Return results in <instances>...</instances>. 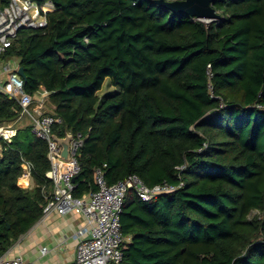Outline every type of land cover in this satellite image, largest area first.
Here are the masks:
<instances>
[{
  "label": "trees",
  "instance_id": "1",
  "mask_svg": "<svg viewBox=\"0 0 264 264\" xmlns=\"http://www.w3.org/2000/svg\"><path fill=\"white\" fill-rule=\"evenodd\" d=\"M52 1L0 63L17 57L25 91H49L55 135L82 134L74 195L99 189L104 163L109 184L184 182L149 202L128 192L120 264H264V0H214L210 22L157 0ZM20 110L0 89V124ZM24 158L32 188L18 183ZM50 167L30 123L1 142L0 254L43 217Z\"/></svg>",
  "mask_w": 264,
  "mask_h": 264
},
{
  "label": "built area",
  "instance_id": "2",
  "mask_svg": "<svg viewBox=\"0 0 264 264\" xmlns=\"http://www.w3.org/2000/svg\"><path fill=\"white\" fill-rule=\"evenodd\" d=\"M54 9L52 0L44 4L37 0H10L4 7H0V55L12 46L20 30L46 26V14ZM19 67L20 64L10 61L0 63V89L18 102L21 108L19 118L27 117L32 132L48 144L51 167L46 176L52 181L53 190L50 193L46 192V188L44 190L47 203L43 209V217L56 211L62 215L77 213L85 219L84 226L78 231L75 259L69 264H120L129 239L122 231L121 222L128 192L134 190L142 200L149 202L165 193L175 192L184 182L176 185L164 180L150 186L137 173H132L125 179L109 184L104 170L107 163H104L96 169L99 189L89 195L75 196V179L82 170L77 153L84 138L81 133L74 135L71 141V158L67 160L61 157L62 147L54 137L53 127L56 123H61L62 118L36 108L35 97L24 89V79L18 72ZM17 132L18 128L11 122L0 124V144L2 141L10 143ZM23 167V176H33V162L24 158ZM185 167L186 165H182L178 168ZM12 246L0 254V264H36L21 255L13 257ZM41 251L46 254L49 249L43 246Z\"/></svg>",
  "mask_w": 264,
  "mask_h": 264
},
{
  "label": "crops",
  "instance_id": "3",
  "mask_svg": "<svg viewBox=\"0 0 264 264\" xmlns=\"http://www.w3.org/2000/svg\"><path fill=\"white\" fill-rule=\"evenodd\" d=\"M14 58L17 57L11 60ZM14 63L19 64V59ZM35 99L36 108L46 113L55 107L50 102L49 91L40 90ZM24 118L28 120L27 117ZM11 123L17 127L16 122ZM18 183L25 188H32L36 184L33 176L28 175L20 176ZM84 224L85 219L80 214L62 215L53 211L40 218L31 229L21 235L13 244L11 255H21L36 264H69L75 259L78 231ZM43 246L49 249L46 254L41 251Z\"/></svg>",
  "mask_w": 264,
  "mask_h": 264
},
{
  "label": "water",
  "instance_id": "4",
  "mask_svg": "<svg viewBox=\"0 0 264 264\" xmlns=\"http://www.w3.org/2000/svg\"><path fill=\"white\" fill-rule=\"evenodd\" d=\"M158 3L162 4L173 10L176 13H186L202 20L213 21L219 19L221 15L213 7L214 0H157ZM19 74L25 80L24 67L20 66L18 70ZM62 147L61 157L64 159L71 158V141L74 138V134L67 132L64 137L58 135L54 136Z\"/></svg>",
  "mask_w": 264,
  "mask_h": 264
},
{
  "label": "rangeland",
  "instance_id": "5",
  "mask_svg": "<svg viewBox=\"0 0 264 264\" xmlns=\"http://www.w3.org/2000/svg\"><path fill=\"white\" fill-rule=\"evenodd\" d=\"M205 22H208L207 20H204ZM17 61V58H14V59H12L11 60V62H13V64H14V62H16ZM110 90H112V87L111 86H109L108 84H105V86H104V88L100 91V94L101 95H103L104 93H106V92H108V91H110ZM16 124H17V128L19 127H22V126H25L26 124H29V121L27 120V119H25V118H23V119H18L17 121H16ZM255 215H259V216H262V214L259 212V211H257V210H255L254 212H253V214H252V217L253 216H255Z\"/></svg>",
  "mask_w": 264,
  "mask_h": 264
}]
</instances>
